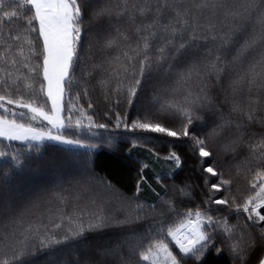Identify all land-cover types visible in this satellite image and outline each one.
<instances>
[{
	"label": "snow or ice",
	"instance_id": "1",
	"mask_svg": "<svg viewBox=\"0 0 264 264\" xmlns=\"http://www.w3.org/2000/svg\"><path fill=\"white\" fill-rule=\"evenodd\" d=\"M45 142L148 161L130 195L90 153L67 187L21 190ZM213 254L264 264V0H0V264Z\"/></svg>",
	"mask_w": 264,
	"mask_h": 264
},
{
	"label": "trees",
	"instance_id": "2",
	"mask_svg": "<svg viewBox=\"0 0 264 264\" xmlns=\"http://www.w3.org/2000/svg\"><path fill=\"white\" fill-rule=\"evenodd\" d=\"M135 111L131 112L134 116ZM98 137L94 142L106 140L110 134L118 135L111 129L105 131L103 129L97 130ZM123 132V129L120 130ZM14 146H19L20 143L13 142ZM154 144L159 148L161 147L160 141H153ZM53 143H47L41 147L39 153L33 149L34 159L29 168L25 169L18 176L12 178V183L17 185L21 190L28 188H51L56 184H64L67 187L68 182L74 179L80 178L83 174V167L81 159L86 153H90V150L86 148H77L73 146H63L64 152L68 154L70 160L65 162L61 159L59 153L52 147ZM95 159V171L106 175L117 184L118 188L127 193L131 194L133 185L136 178V168L132 165L138 161H148V154L142 148H135L132 150L129 157L127 152L109 150L106 146L91 150ZM37 165H40L37 167ZM157 171L162 168L166 169V165L163 163L155 166ZM191 174V163L186 166L185 170L179 174L177 179ZM149 175H151L149 173ZM143 196L150 198V193L144 192ZM60 257H56L59 259ZM44 259V258H41ZM210 264H227V255L213 256L210 257Z\"/></svg>",
	"mask_w": 264,
	"mask_h": 264
},
{
	"label": "rangeland",
	"instance_id": "3",
	"mask_svg": "<svg viewBox=\"0 0 264 264\" xmlns=\"http://www.w3.org/2000/svg\"><path fill=\"white\" fill-rule=\"evenodd\" d=\"M16 143H21V142H16ZM49 143H54V142H49ZM65 146H72V145H65ZM73 147H76V146H73Z\"/></svg>",
	"mask_w": 264,
	"mask_h": 264
}]
</instances>
